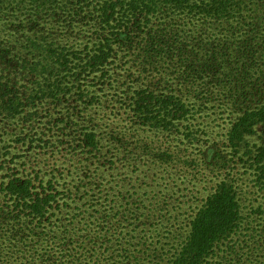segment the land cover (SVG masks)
<instances>
[{
	"label": "trees",
	"instance_id": "16d2710c",
	"mask_svg": "<svg viewBox=\"0 0 264 264\" xmlns=\"http://www.w3.org/2000/svg\"><path fill=\"white\" fill-rule=\"evenodd\" d=\"M132 60L140 64L139 74L125 69L120 81L115 69ZM104 95L118 97L111 109L128 115L130 129L176 132L189 139L194 137L193 115L218 99L223 110L234 114L229 145L237 149L249 145L251 136L258 137L243 161L264 180V0H0L4 131L14 124L8 133L16 140L32 139L34 130L41 138L36 123L44 117L45 103L61 107L73 99L76 104L66 107L64 147L70 161L85 154L79 159L84 170L89 160L113 169L119 149L110 148L112 129L91 114L81 117L74 111H88ZM11 146L0 145V223L3 229L9 222L19 227L4 233L0 264H144L137 248L123 247L128 253L115 255L119 248L110 239L98 245L103 255L78 259L64 253L63 245L54 253L37 246L15 248L28 244L21 234L30 232L34 222L47 221L60 198L56 175L45 173L38 162L19 165ZM239 193L235 182L222 178L188 215L186 237L165 264H202L214 255L217 245L239 228ZM141 210L135 206L125 211L126 219L144 224L149 211ZM110 248L106 257L104 250ZM240 252L233 247L232 257L225 254L218 264H264L242 259Z\"/></svg>",
	"mask_w": 264,
	"mask_h": 264
},
{
	"label": "rangeland",
	"instance_id": "374dc122",
	"mask_svg": "<svg viewBox=\"0 0 264 264\" xmlns=\"http://www.w3.org/2000/svg\"><path fill=\"white\" fill-rule=\"evenodd\" d=\"M184 28L188 30L189 26ZM125 69L138 75L140 64L132 60L118 65L114 75L120 81L125 78ZM195 93L193 91L192 96ZM115 97L116 100L104 95L103 102L91 105L86 112L74 110L81 117L91 114L99 124H108L107 129H112L115 141L110 148L114 152L116 147L119 149L113 169L110 166L107 169L97 160L95 163L89 160L85 171L79 163L85 154H75L70 161L64 147H67L65 133L68 132L69 108L66 107L76 104L73 99L65 100L61 107L45 103L41 111L44 117L36 123L41 138L34 130L32 139L16 140L9 134L14 124L4 131L0 123V145L11 143L10 154H14L18 164L27 166L38 162L45 173H54L59 183L56 197L60 198V204L54 202L47 221L34 222L30 232L21 234L28 243L26 246L14 247L37 246L39 250L54 253L63 245L64 253L78 259L89 253L96 255L102 239H110V243L119 248L115 255L127 254L123 247L137 248L145 258L144 264H165L186 237L188 215L202 205L222 178H228L240 191L241 223L202 264H218L225 254L232 257L235 246L241 251L242 259L264 261V180H258L250 163L243 161L248 147L259 142L258 137L251 136L249 145L243 143L237 149L229 145L227 131L234 114L230 116L223 110L218 99L208 101L204 110L193 115L190 120L193 138L176 132L134 131L130 129L127 114L111 109L113 104H118ZM108 101L109 106L105 104ZM135 206H141L142 210L148 208L144 224L132 217L126 219L125 211ZM2 221L9 222L3 218ZM18 227L9 222L3 229L0 223V241L4 233L9 234L12 228L17 230ZM56 237L58 240L53 242ZM101 246L103 250L105 246ZM110 252L111 248L104 250L105 256Z\"/></svg>",
	"mask_w": 264,
	"mask_h": 264
}]
</instances>
